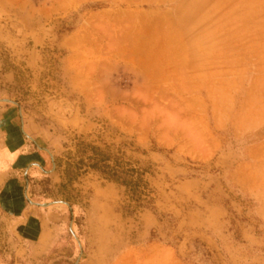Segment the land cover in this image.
I'll return each instance as SVG.
<instances>
[{
    "label": "rangeland",
    "instance_id": "1",
    "mask_svg": "<svg viewBox=\"0 0 264 264\" xmlns=\"http://www.w3.org/2000/svg\"><path fill=\"white\" fill-rule=\"evenodd\" d=\"M171 1L0 0V264H264V126L215 119L208 0ZM83 143L150 168L152 204Z\"/></svg>",
    "mask_w": 264,
    "mask_h": 264
},
{
    "label": "crops",
    "instance_id": "2",
    "mask_svg": "<svg viewBox=\"0 0 264 264\" xmlns=\"http://www.w3.org/2000/svg\"><path fill=\"white\" fill-rule=\"evenodd\" d=\"M165 1L166 4L172 3L171 0ZM179 1L175 0L174 3L178 4ZM207 5L210 13V57L221 65L215 70L212 86L224 91V99L217 101L220 105L214 111L215 119L233 120L240 134L251 132L264 126V0H208ZM234 41L255 42L248 43L245 52H241L246 59L240 67L229 60L233 56ZM252 57L255 60L249 59ZM229 88H234V91ZM238 89H242L239 97ZM246 152V162L260 165L264 161L258 160L256 153L264 154V140L248 145ZM8 198L16 202L14 207L23 208L18 218H29L25 213V203L34 202L28 193ZM14 211L17 214L18 211ZM23 224L22 231L26 234L41 235L43 226L36 218ZM143 264L154 263L148 261Z\"/></svg>",
    "mask_w": 264,
    "mask_h": 264
},
{
    "label": "trees",
    "instance_id": "3",
    "mask_svg": "<svg viewBox=\"0 0 264 264\" xmlns=\"http://www.w3.org/2000/svg\"><path fill=\"white\" fill-rule=\"evenodd\" d=\"M82 145L84 158L79 162L125 187L126 194L133 203L128 205L129 213L134 212V208L149 207L152 204L153 191L146 178V175L151 172L150 168L140 166L139 161L125 160L124 156L120 155V149L117 153L111 152V145H107L106 149L88 143ZM85 159H87L86 162Z\"/></svg>",
    "mask_w": 264,
    "mask_h": 264
}]
</instances>
